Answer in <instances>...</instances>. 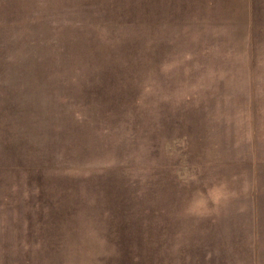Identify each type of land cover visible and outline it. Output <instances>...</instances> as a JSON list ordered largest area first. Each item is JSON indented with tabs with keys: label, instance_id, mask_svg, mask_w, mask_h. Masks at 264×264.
Here are the masks:
<instances>
[{
	"label": "rangeland",
	"instance_id": "rangeland-1",
	"mask_svg": "<svg viewBox=\"0 0 264 264\" xmlns=\"http://www.w3.org/2000/svg\"><path fill=\"white\" fill-rule=\"evenodd\" d=\"M249 131L261 160L264 0H0V141L25 144V172L78 178L80 203H134L102 184L155 165L234 161L221 143Z\"/></svg>",
	"mask_w": 264,
	"mask_h": 264
},
{
	"label": "crops",
	"instance_id": "crops-1",
	"mask_svg": "<svg viewBox=\"0 0 264 264\" xmlns=\"http://www.w3.org/2000/svg\"><path fill=\"white\" fill-rule=\"evenodd\" d=\"M254 138L221 143L234 161H194L182 172L155 165L103 183L134 201L118 205L80 203L78 178L25 172V144L0 141V264H257L264 155L255 160ZM77 175L97 191L98 175Z\"/></svg>",
	"mask_w": 264,
	"mask_h": 264
}]
</instances>
